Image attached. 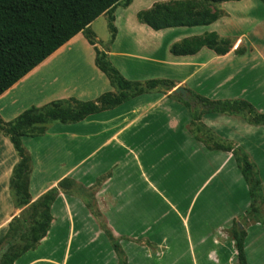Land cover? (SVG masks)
<instances>
[{
	"label": "crops",
	"instance_id": "1",
	"mask_svg": "<svg viewBox=\"0 0 264 264\" xmlns=\"http://www.w3.org/2000/svg\"><path fill=\"white\" fill-rule=\"evenodd\" d=\"M164 1L170 0L120 3L113 12L114 40L108 34L100 42L94 28L99 22L109 27L108 13L90 29L111 63L117 54L111 48L131 43L132 53L119 54L144 63L117 66L127 80L166 79L174 83L172 90L157 88L23 138L31 156L32 202L51 190L56 199L48 234L14 264H241L233 236L237 225L246 234V263L264 264V209L251 212L250 187L235 156L246 154L256 167L264 199V125L250 124L243 114L195 119V109L186 104L197 94L245 100L264 113V0L220 3L223 16L208 26L155 31L139 22V12ZM211 32L231 40L227 54L206 47L190 56L171 53L173 44ZM96 56L95 46L79 33L0 96L1 118L12 122L54 101L119 93ZM178 87L188 97L173 93ZM19 162L10 138L0 132V239L29 207L18 203L12 189ZM249 214L258 219L244 221Z\"/></svg>",
	"mask_w": 264,
	"mask_h": 264
},
{
	"label": "trees",
	"instance_id": "2",
	"mask_svg": "<svg viewBox=\"0 0 264 264\" xmlns=\"http://www.w3.org/2000/svg\"><path fill=\"white\" fill-rule=\"evenodd\" d=\"M227 1L240 0H170L156 2L152 8L138 13L140 23L155 31L180 27L208 26L223 16L217 5ZM124 3L129 6L133 0H0V96L43 63L79 33L95 46L96 65L120 90L103 94L95 101H54L43 107H32L16 120L5 122L0 116V132L9 137L20 162L14 169L12 189L20 205H29L30 212L25 219L16 218L5 236L0 239V264H14L23 254L34 250L48 234L53 216L51 206L56 193L51 190L32 202L29 193L31 156L23 145V138L45 133L52 122L77 123L101 111L112 109L129 99L157 88L172 90L174 83L166 79H152L146 82L129 81L111 63L107 52L99 50L96 36L90 25L101 15L109 14V28L112 40L117 29L114 25L115 8ZM209 48L218 55L227 54L232 42L215 33H207L183 39L172 45L174 56H190ZM195 109V119L204 113L228 115L243 114L253 125H264V113L245 100H211L192 94L186 102ZM201 113L198 114V110ZM217 148L231 150V146L217 144ZM242 174L247 181L253 204L251 212H259L264 199L262 182L256 167L246 154L235 151ZM245 231L237 225L233 236L236 241L239 260L245 258ZM25 244L21 245L20 242Z\"/></svg>",
	"mask_w": 264,
	"mask_h": 264
},
{
	"label": "rangeland",
	"instance_id": "3",
	"mask_svg": "<svg viewBox=\"0 0 264 264\" xmlns=\"http://www.w3.org/2000/svg\"><path fill=\"white\" fill-rule=\"evenodd\" d=\"M98 36H99V39L101 40L100 42H103V41H107L109 39V36L108 34H111V31H110V28L108 27V24H105L104 22H99L97 23L95 26H94ZM79 42V41H78ZM102 44V43H100ZM110 44V43H109ZM81 45V44H80ZM111 45V44H110ZM128 46V47H126ZM129 47H131V43L130 42H121V43H118L116 45V48L112 49V51L117 52V54H112L111 55V60H112V64L118 68V67H121L123 69H126L125 66L127 65H132L134 62V66L135 65H138L140 66L141 63H144L143 60H141L140 58H137V57H132V56H122L121 54H119L120 52H133L132 49H130ZM129 49V50H128ZM165 52H162V54H164ZM129 60V61H127ZM132 61V62H130ZM140 63V64H139ZM118 66V67H117ZM156 76V75H154ZM205 135H209L207 134V132L204 133ZM239 155H241L239 153ZM263 204L260 205V208H262V210L264 209ZM29 212H30V208L28 207L26 210H25V213L23 214V216H21V219H25L28 215H29ZM264 213V212H263ZM261 214L260 215V218L263 216L264 217V214ZM257 216V215H256ZM255 219H258V217H254L252 216L251 214H249L248 218H245L244 221L248 222H253ZM21 245L25 244V241L24 242H20ZM80 256H82V253L80 254ZM83 258V257H82Z\"/></svg>",
	"mask_w": 264,
	"mask_h": 264
},
{
	"label": "water",
	"instance_id": "4",
	"mask_svg": "<svg viewBox=\"0 0 264 264\" xmlns=\"http://www.w3.org/2000/svg\"><path fill=\"white\" fill-rule=\"evenodd\" d=\"M173 93H175V94H182L184 97H188V92L183 87H178L177 89H175L173 91ZM0 256H1V253H0Z\"/></svg>",
	"mask_w": 264,
	"mask_h": 264
}]
</instances>
